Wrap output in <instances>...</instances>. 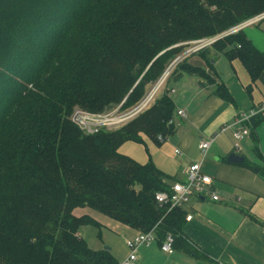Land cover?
Segmentation results:
<instances>
[{"label":"trees","instance_id":"1","mask_svg":"<svg viewBox=\"0 0 264 264\" xmlns=\"http://www.w3.org/2000/svg\"><path fill=\"white\" fill-rule=\"evenodd\" d=\"M262 13L264 0H0V264H118L78 235L100 225L74 216L77 208L138 233L154 229L158 246L170 234L174 251L201 257L183 239L185 210L155 204L174 178L118 151L141 135L160 145L157 136L172 134L168 92L116 132L85 135L69 117L75 106L97 114L134 106L184 52L180 44ZM211 48L238 60L252 84L263 70L264 55L242 31ZM176 70L213 84L185 59ZM214 94L229 99L222 85Z\"/></svg>","mask_w":264,"mask_h":264},{"label":"crops","instance_id":"2","mask_svg":"<svg viewBox=\"0 0 264 264\" xmlns=\"http://www.w3.org/2000/svg\"><path fill=\"white\" fill-rule=\"evenodd\" d=\"M242 34L264 55V23L244 28ZM203 51L185 58V62L201 69L213 84H206L184 70L173 72L176 66L173 68V73L162 84L174 107L171 118L174 129L160 144L159 151L152 146L149 151L155 168L178 182L184 181L190 165L199 164L201 172L212 178V189L220 201L195 198L190 206L183 208L186 217L191 216L183 225V239L201 257L182 250L164 254L156 241L136 250L134 264H264V67L252 84L238 60L228 61L213 48ZM219 85L224 86L228 100L214 94ZM251 110L258 111L257 118L249 122L250 133L240 143L239 151H234L231 133L226 132L216 137L202 157L198 149L201 141L211 139L221 127L232 124ZM180 111L183 116L176 115ZM233 153L242 158V162L229 163L227 158ZM126 154L138 164H145V158L139 154ZM77 209L73 211L74 216ZM82 216L104 226L92 214L76 217ZM107 226L122 235L125 242L138 234L113 221ZM109 251L118 264L129 254L126 248L122 257L117 255L116 258L114 249Z\"/></svg>","mask_w":264,"mask_h":264},{"label":"built area","instance_id":"3","mask_svg":"<svg viewBox=\"0 0 264 264\" xmlns=\"http://www.w3.org/2000/svg\"><path fill=\"white\" fill-rule=\"evenodd\" d=\"M264 18V13L258 15L254 18H251L245 22H242L239 25H236L221 35L211 37L209 39L198 40L191 42L187 47L185 52L179 57H177L171 65H169L170 69L165 71V73L161 76L160 81L146 94V96L137 104L134 108H131L127 111L121 110V105H118L117 108L113 109L111 113L105 114H91L87 112L80 111L79 109H75L72 112L70 122L76 126L83 134L85 135H93L97 134L100 131H109V130H117L120 127H123L127 122L134 119L139 113H141L145 108L148 107L150 101H152L153 96L159 90L163 79L169 74L176 64L181 62L183 59L197 54L207 48H211L214 43L223 36H228L232 34H236L242 31L244 28H247L259 20ZM168 67V68H169ZM258 114V111L251 110L247 114H242L234 120V122L230 125L223 126L220 128L219 133L213 136L209 140L201 141L199 143L198 149L204 157L206 155L207 150L209 149L212 142L218 137L220 134H224L226 132H230L232 139L234 141V151H239V145L244 140L245 137L249 135V122L250 120ZM177 116H183V113L177 112ZM173 122L170 119L167 122V126H172ZM166 136L163 137L161 135L157 136V141L162 143L165 140ZM178 153V152H177ZM185 178L182 182H174L168 188L167 191L158 192L154 196V201L157 206L166 210L167 212L173 209L184 208L185 204L188 201V198H208L213 202L220 201L219 196L212 189L213 181L212 178L203 174L200 169V165L195 163L190 165L186 172ZM191 216L185 217L186 221H189ZM157 241L156 234L154 229L145 232L138 233L133 238L126 240L125 246L129 251L128 256L120 262V264H134L136 260L135 252L138 248L142 246H149L150 244ZM174 239L170 234H167L159 246L160 251L164 254L171 255L174 253L173 249Z\"/></svg>","mask_w":264,"mask_h":264},{"label":"rangeland","instance_id":"4","mask_svg":"<svg viewBox=\"0 0 264 264\" xmlns=\"http://www.w3.org/2000/svg\"><path fill=\"white\" fill-rule=\"evenodd\" d=\"M263 14V13H262ZM261 15V14H260ZM258 16V15H257ZM256 17V16H255ZM254 18V17H253ZM251 19V18H250ZM249 20V19H248ZM247 21V20H246ZM245 22V21H243ZM242 23V22H241ZM239 23V24H241ZM264 23V18L259 20L258 22H256L255 24H253V26H261L262 24ZM238 24V25H239ZM204 39H209V38H203V39H199V40H204ZM194 41H198V40H193V41H189V42H186V43H183V44H180L179 46H184V47H187L191 42H194ZM176 47V46H173V48ZM186 50V48H185ZM184 50V52H185ZM183 54V53H182ZM181 54V55H182ZM181 55H178L177 57L181 56ZM176 57V58H177ZM175 58V59H176ZM193 58H196V57H193ZM173 59L169 65H171V63L175 60ZM223 60V59H222ZM168 65V67H169ZM167 67V68H168ZM166 68V69H167ZM173 70V69H172ZM169 71V74L172 72ZM166 71V70H165ZM165 71L163 72V74L165 73ZM162 74V75H163ZM169 74L163 79L164 82L166 80V78L169 76ZM161 75V76H162ZM161 78V77H160ZM160 78L152 85H150L149 87H147L146 89V92L144 93V96L143 98L146 96V94L153 88L154 85H156L158 83V81H160ZM140 77L137 79L136 83L140 81ZM135 83V84H136ZM164 91V85L162 84L161 87H159V90H157V92L155 93V95L153 96V99L152 101H150L149 105L147 108H145L141 113H139L137 116H135L134 119L130 120L129 122H127L125 125H123V127H120L119 129L117 130H109V131H106L104 130L105 132H116V131H119V130H122L123 128H125L128 124H130L133 120L137 119L141 114H143V112H145L146 110H148L153 104L154 102L161 96V94L163 93ZM143 98H141V100H143ZM140 100V101H141ZM139 101V102H140ZM122 102V101H121ZM120 102V103H121ZM139 102L137 104H139ZM109 105L105 108H103L101 111H99V114L101 113H105V114H109L112 112L113 109L117 108L118 105ZM137 104H135L134 106L130 107V108H122L121 110L122 111H127V110H130L131 108H134ZM75 109H79L80 111H83V112H87V113H90L89 111H87L86 109L84 110L83 108L79 107V106H75L72 110V112L75 110ZM109 112V113H108ZM72 114V113H71ZM91 114H97V113H91ZM71 116L70 115V119L71 120ZM140 139H141V143H134V142H125L123 143L120 148H119V153L124 155V156H127L129 154H126V152H129V153H136V154H139L142 158H145V164H148V163H152L153 164V160L154 158L151 159V152L149 151V148L150 146L153 147V149L159 151L160 149V145H158L157 143H155L154 141L150 140L149 138H147L146 136L144 135H141L140 136ZM166 151V150H165ZM130 158V157H129ZM131 159V158H130ZM155 167V166H154ZM195 198L194 197H190L188 198V201L187 203L185 204L186 207L190 206L192 204V202H194ZM83 213L80 214L81 210H83ZM83 209H77L75 211V214L76 216H80L82 214H92L93 216H95L96 218H98V220L104 224L103 227H100V228H95L91 225H85V226H82L79 228V235L80 237L85 241L86 245L92 249V250H95V251H98V250H101V249H114L115 251V257L117 258V255L120 256V258L122 257V255L126 252V247H125V241L123 239V236L118 234L117 231L115 230H112L111 228H109V226H107V224L109 223H112L111 220L107 219L106 217H100V215L98 216L96 213L94 212H91L90 210H88L87 208H83ZM104 222H108V223H104ZM105 226L107 228H105Z\"/></svg>","mask_w":264,"mask_h":264},{"label":"water","instance_id":"5","mask_svg":"<svg viewBox=\"0 0 264 264\" xmlns=\"http://www.w3.org/2000/svg\"><path fill=\"white\" fill-rule=\"evenodd\" d=\"M170 69V67L169 68H167L166 70L168 71ZM242 158H240L239 156H237L236 154H230L229 156H228V158H227V161L229 162V163H231V164H236V163H240V162H242ZM105 250H109V249H107V248H105Z\"/></svg>","mask_w":264,"mask_h":264}]
</instances>
